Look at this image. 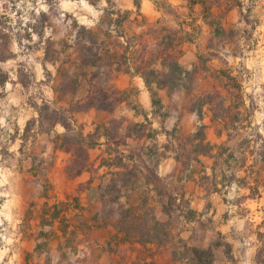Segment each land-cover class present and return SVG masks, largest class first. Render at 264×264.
Returning <instances> with one entry per match:
<instances>
[{
  "label": "crops",
  "instance_id": "0c3cea01",
  "mask_svg": "<svg viewBox=\"0 0 264 264\" xmlns=\"http://www.w3.org/2000/svg\"><path fill=\"white\" fill-rule=\"evenodd\" d=\"M263 5L116 0L127 42L107 47V87L119 101L72 114L83 136L96 132L78 174L55 148L57 124L33 147L47 190L31 160L1 177L0 264H197L192 248L210 264H264V155L248 143L255 117L240 82L245 40L264 36L241 13ZM50 91L66 109L89 92Z\"/></svg>",
  "mask_w": 264,
  "mask_h": 264
},
{
  "label": "rangeland",
  "instance_id": "374dc122",
  "mask_svg": "<svg viewBox=\"0 0 264 264\" xmlns=\"http://www.w3.org/2000/svg\"><path fill=\"white\" fill-rule=\"evenodd\" d=\"M241 16L245 20L257 17L264 35V5L245 8ZM124 17L125 12L116 9V0H0V210L5 192L1 177L21 161L36 162L35 175L44 190L49 188L43 179L44 160L33 155L36 133L46 134L38 130L45 131L49 124L43 122L39 127L38 122L32 123L38 118L33 115L38 116L42 102L51 103L54 85L58 100L80 86H88V95L106 89L110 75L107 47L125 48L127 40L119 29ZM80 26L94 32L95 40L80 33ZM244 43L248 54L240 69L241 94L255 117L247 139L264 155V36ZM81 61L90 65L82 67ZM76 77L79 82L72 84ZM109 96L118 97L112 91ZM13 98L20 103L9 106ZM4 244L0 230V248Z\"/></svg>",
  "mask_w": 264,
  "mask_h": 264
},
{
  "label": "trees",
  "instance_id": "16d2710c",
  "mask_svg": "<svg viewBox=\"0 0 264 264\" xmlns=\"http://www.w3.org/2000/svg\"><path fill=\"white\" fill-rule=\"evenodd\" d=\"M135 5L138 4L135 2ZM126 14L127 13H125V15ZM116 23L117 25L120 24V20L117 19ZM79 32L87 33L95 40L96 34L87 30L85 27L80 26ZM85 65L90 64H88V61H81V66L84 67ZM79 80L80 79L78 77L74 78L72 80V84H76ZM109 92L111 93V90L108 87H106L103 91L97 90L93 95H88L84 101H78L74 103V105H69L68 109L56 107L55 103L47 102H42V104L38 107V118L37 120H33L32 123L38 122L39 127L42 126L43 122H47L49 124L48 129L45 131L40 130V128L38 131L49 134L53 131L55 125L57 124L64 128V133L54 137V143L55 148L71 153L72 165L67 169L71 175L78 174L83 169L88 158L87 151L92 148L96 142V132L92 135L83 136V128L74 122L72 114L91 108L111 111L119 101V98L116 97L111 99ZM170 209L171 204L168 203L167 210L170 211ZM191 253L197 264H210L211 253L209 250L200 251L192 248Z\"/></svg>",
  "mask_w": 264,
  "mask_h": 264
},
{
  "label": "built area",
  "instance_id": "2783aa9c",
  "mask_svg": "<svg viewBox=\"0 0 264 264\" xmlns=\"http://www.w3.org/2000/svg\"><path fill=\"white\" fill-rule=\"evenodd\" d=\"M83 256H84V253L82 252V253H80V254H76L75 257H77V258H83Z\"/></svg>",
  "mask_w": 264,
  "mask_h": 264
},
{
  "label": "clouds",
  "instance_id": "9594fccd",
  "mask_svg": "<svg viewBox=\"0 0 264 264\" xmlns=\"http://www.w3.org/2000/svg\"><path fill=\"white\" fill-rule=\"evenodd\" d=\"M0 123H2V121H0ZM3 253H0V259H2Z\"/></svg>",
  "mask_w": 264,
  "mask_h": 264
}]
</instances>
